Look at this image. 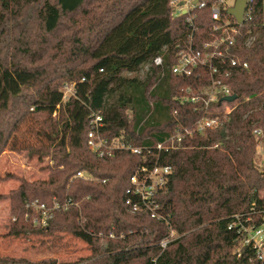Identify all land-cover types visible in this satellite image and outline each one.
I'll use <instances>...</instances> for the list:
<instances>
[{
	"label": "trees",
	"instance_id": "1",
	"mask_svg": "<svg viewBox=\"0 0 264 264\" xmlns=\"http://www.w3.org/2000/svg\"><path fill=\"white\" fill-rule=\"evenodd\" d=\"M170 2L0 0V156L6 149L29 150L48 158L49 171L35 181L14 173L2 177L19 181L0 193L10 200L8 235L64 232L92 251L75 262L5 255L0 264H260L250 248L236 253L239 235L228 226L234 215L252 212L253 203V221H264V170L255 162V130L264 131V0H254L252 18L237 39L236 52L248 67L231 68L233 110L218 127L187 135L162 154V162L173 166L157 194L165 219L133 212L126 203L143 156L117 151L99 157L88 145L91 111L104 114V135H124L137 146L164 140L177 127L192 128L204 114L177 99L204 81L170 70L176 45L189 33L186 16H175ZM196 23L199 39L211 26L210 6L197 10ZM251 34L257 37L248 47ZM159 54L164 77L154 65L144 80L124 75ZM65 82L76 84L67 101ZM79 170L94 178L75 177ZM69 198L75 204L55 209L47 227L35 224L26 207ZM170 225L180 237L162 248Z\"/></svg>",
	"mask_w": 264,
	"mask_h": 264
},
{
	"label": "built area",
	"instance_id": "2",
	"mask_svg": "<svg viewBox=\"0 0 264 264\" xmlns=\"http://www.w3.org/2000/svg\"><path fill=\"white\" fill-rule=\"evenodd\" d=\"M210 1L171 0L170 2L173 14L185 15L189 24L188 37L183 43L176 45L170 70L178 76L195 77L199 81H204L196 90L188 87L187 94L177 97L181 102H190L197 109L204 111L192 128L177 127L164 140L137 146L127 141L124 135H104L105 117L102 111H91L89 114L88 145L95 154L99 157H107L113 156L117 151H130L145 158V163L141 164L131 176L130 186L126 191L128 196L126 203L133 212L146 211L152 217L165 219L158 211L157 194L167 185L173 166L162 162V154L178 148L187 135L192 136L194 133L203 135L208 129L218 127L222 117H227L233 110V101L225 100L226 97L234 94L228 80L232 77L231 68L248 67L246 61L242 62L239 59L236 46L238 37L243 33V26L252 18L254 0H247L242 23L228 13V9L235 6L236 0L232 5H229L230 0H213L211 3ZM208 6H210L211 26L201 38L197 39L196 33L199 31L196 23L197 10ZM256 37L257 34L248 35L245 40L246 46H252ZM152 65L160 67L159 76L164 77V55H157L145 66L150 71ZM75 85L74 82L64 85L62 89L64 101L75 94ZM261 132V129L255 130L256 135ZM75 177L84 180L94 178L86 170H79ZM72 204L75 203L71 198L63 204L55 202L52 206L34 200L27 202L26 207L30 210L35 224L47 227L55 209L67 210ZM251 209L252 212L234 215V220L229 223L228 228L235 230L239 235L236 253L240 256L244 248H250L254 252V258L260 264H264V221L261 223L253 221L251 214L255 211V203ZM113 236L112 234L111 237ZM179 237L178 231L170 225L169 232L161 240L160 245L166 248Z\"/></svg>",
	"mask_w": 264,
	"mask_h": 264
},
{
	"label": "rangeland",
	"instance_id": "3",
	"mask_svg": "<svg viewBox=\"0 0 264 264\" xmlns=\"http://www.w3.org/2000/svg\"><path fill=\"white\" fill-rule=\"evenodd\" d=\"M233 3L234 0L229 1V5ZM149 72L147 66H143L138 72H125L124 75L144 80ZM66 83L62 85V89ZM256 139L255 162L259 169L264 170L263 130L256 135ZM47 163L48 158L40 160L37 155H31L29 150L6 149L0 156V193L7 194L19 184L15 179H2L8 173H14L29 181L47 179L49 171L44 168ZM261 196L264 197V190ZM10 218V200L0 198V256L25 257L33 261L53 257L59 262H75L91 256L92 251L88 244L69 233L8 235Z\"/></svg>",
	"mask_w": 264,
	"mask_h": 264
},
{
	"label": "water",
	"instance_id": "4",
	"mask_svg": "<svg viewBox=\"0 0 264 264\" xmlns=\"http://www.w3.org/2000/svg\"><path fill=\"white\" fill-rule=\"evenodd\" d=\"M247 7V0H236L235 6L228 9V13L233 15L239 22L244 21V14ZM237 95L233 94L225 98V100L232 102L236 100Z\"/></svg>",
	"mask_w": 264,
	"mask_h": 264
}]
</instances>
